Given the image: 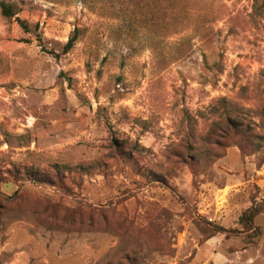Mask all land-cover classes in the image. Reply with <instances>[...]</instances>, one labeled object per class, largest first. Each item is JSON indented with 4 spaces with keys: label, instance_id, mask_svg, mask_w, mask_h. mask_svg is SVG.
<instances>
[{
    "label": "rangeland",
    "instance_id": "obj_1",
    "mask_svg": "<svg viewBox=\"0 0 264 264\" xmlns=\"http://www.w3.org/2000/svg\"><path fill=\"white\" fill-rule=\"evenodd\" d=\"M6 1L0 264H264V0Z\"/></svg>",
    "mask_w": 264,
    "mask_h": 264
},
{
    "label": "trees",
    "instance_id": "obj_2",
    "mask_svg": "<svg viewBox=\"0 0 264 264\" xmlns=\"http://www.w3.org/2000/svg\"><path fill=\"white\" fill-rule=\"evenodd\" d=\"M166 7H168V6H166ZM0 13L4 18H7V19H14L15 18L16 21L18 22L19 26L21 27V29L24 32H26V33L32 32L31 25L28 22L21 20L18 17V14L20 13V8L16 4H12L10 2H7L6 0L0 1ZM37 28H38V25L35 26V30H37ZM77 34H78V30H76V32L73 34V36L70 37V39L64 45V47H63V53L64 54L68 53L75 46V44L78 40ZM38 40L41 43V36L40 35H38ZM44 51H47V50L44 49ZM228 121L229 122L231 121L230 118H228ZM259 212L260 211L256 206H252L242 216V222H245L251 228L253 226L252 225L253 220L258 215Z\"/></svg>",
    "mask_w": 264,
    "mask_h": 264
}]
</instances>
